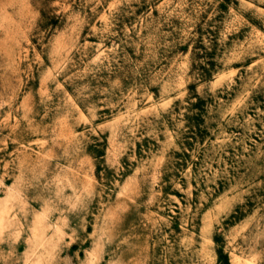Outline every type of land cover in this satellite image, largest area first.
<instances>
[{"label":"rangeland","instance_id":"rangeland-1","mask_svg":"<svg viewBox=\"0 0 264 264\" xmlns=\"http://www.w3.org/2000/svg\"><path fill=\"white\" fill-rule=\"evenodd\" d=\"M0 264H264V0H0Z\"/></svg>","mask_w":264,"mask_h":264}]
</instances>
